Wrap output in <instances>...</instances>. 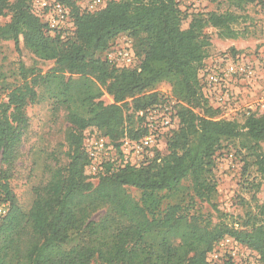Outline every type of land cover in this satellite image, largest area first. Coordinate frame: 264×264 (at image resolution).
<instances>
[{"label": "trees", "instance_id": "1", "mask_svg": "<svg viewBox=\"0 0 264 264\" xmlns=\"http://www.w3.org/2000/svg\"><path fill=\"white\" fill-rule=\"evenodd\" d=\"M32 1L0 0V17L11 15L0 24V42L24 44L38 59L53 62L45 74L23 67L24 83L0 105V264H213L209 254L226 236L257 252L264 264L258 215L213 223L192 211L196 198L213 202L216 156L226 141L240 140L264 178V114L242 122L220 118L200 76L213 37L240 35L235 10L262 0H224L235 10L192 13L176 0H112L94 13H81L74 0H57L71 9L76 29L70 37L51 35L32 12ZM122 34L131 37L140 70L117 68L104 58ZM162 82L172 87L179 118L165 153L140 166L107 165L92 183L84 131L96 128L117 145L143 137L139 112L167 99L156 90ZM105 93L113 103L102 100ZM44 97L66 111L68 162L53 167L23 207L11 181L30 127L27 107ZM185 181L192 190L188 204L166 202V193L184 191ZM129 187L141 191L140 200ZM258 207L264 215V203Z\"/></svg>", "mask_w": 264, "mask_h": 264}, {"label": "rangeland", "instance_id": "2", "mask_svg": "<svg viewBox=\"0 0 264 264\" xmlns=\"http://www.w3.org/2000/svg\"><path fill=\"white\" fill-rule=\"evenodd\" d=\"M198 7L192 12H223L235 10L224 0H197ZM241 16L236 28L240 35L232 42V39H221L213 37L209 57L205 60L200 76H204V71L211 64L225 53L230 56L239 51L250 53L254 50H264V0L257 4L249 5L244 10H235ZM9 13L0 17V24H5L10 20ZM208 33H214L215 29L208 28ZM131 37L122 34L119 38ZM235 43V44H234ZM237 48L239 50H237ZM53 66L52 61H44L35 57L25 46L19 47L15 42H0V105L7 102L8 93L14 87L24 83L23 67H35L45 74ZM245 89V91H244ZM247 96H258L264 93V83L259 87H244ZM42 91L43 88L38 89ZM156 90L164 97L172 96V87L167 82L160 83ZM250 91V94H249ZM102 100L106 104L113 103V98L105 93ZM27 114L30 127L24 137L21 146V157L17 162L14 177L11 181L14 192L23 207H28L33 199V189L47 183L50 177V170L68 162L67 133L70 123L66 117L64 109H55L54 104L47 97L40 98L35 103H30L27 107ZM244 118H239L242 122ZM143 125V124H142ZM139 126L138 123L136 127ZM101 135L96 128H88L84 131V141L90 135ZM240 140H230L223 144V148L217 153L216 166L214 168V179L217 182V191L213 196L212 203L198 198L195 199V208L192 210L204 215L207 219H212L213 223L224 219L242 221L247 213L258 215V219L264 221V215L259 213V205L264 203V178L259 173L255 163V156L241 147ZM262 145V150H263ZM121 158V152H118ZM162 152L154 151V155ZM148 158L144 162L151 161ZM1 164V155H0ZM92 183L97 182V178H91ZM185 190L178 193H166V202L171 204L180 203L187 205L191 200L192 190L190 183L184 182ZM132 196L140 200L141 191L129 187ZM165 194V193H164ZM3 213V212H2ZM1 214V213H0ZM209 260L213 264H261L260 256L257 252L243 247L240 244L221 246L217 245Z\"/></svg>", "mask_w": 264, "mask_h": 264}, {"label": "built area", "instance_id": "3", "mask_svg": "<svg viewBox=\"0 0 264 264\" xmlns=\"http://www.w3.org/2000/svg\"><path fill=\"white\" fill-rule=\"evenodd\" d=\"M74 1L81 13H94L105 8L112 0ZM176 1L183 11L191 12L198 7L197 0ZM32 12L44 21L51 35L74 36L75 21L71 9L66 5L57 0H33ZM104 58L117 68L140 70L141 61L130 38H118L111 44ZM203 71V93L209 104L220 110V118L239 120L250 115L264 114V93L251 97L244 93V87L256 88L264 83V50L256 49L250 53L242 51L231 56L225 53ZM166 98L161 103L139 112L144 117L143 126L147 129V133L139 139L126 137L117 145L102 135L88 136L84 141V150L90 160L86 173L91 178H97L107 165H111L112 170L127 165L140 166L149 163L150 161L144 162L148 158H152V161L156 157L154 151H166L167 138L179 126L177 100L172 96ZM118 152L122 153L121 158L117 156ZM2 212L5 210L0 207V213ZM234 244H238L235 239L226 236L217 245L224 247Z\"/></svg>", "mask_w": 264, "mask_h": 264}, {"label": "crops", "instance_id": "4", "mask_svg": "<svg viewBox=\"0 0 264 264\" xmlns=\"http://www.w3.org/2000/svg\"><path fill=\"white\" fill-rule=\"evenodd\" d=\"M232 42H236V41H234V40H231ZM235 44V43H234ZM237 50H239L238 48H237ZM206 62V61H205Z\"/></svg>", "mask_w": 264, "mask_h": 264}]
</instances>
